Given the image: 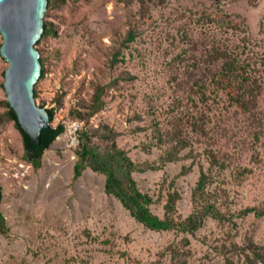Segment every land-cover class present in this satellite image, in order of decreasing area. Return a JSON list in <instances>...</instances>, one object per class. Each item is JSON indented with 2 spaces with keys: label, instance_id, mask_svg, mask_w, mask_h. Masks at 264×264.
<instances>
[{
  "label": "rangeland",
  "instance_id": "374dc122",
  "mask_svg": "<svg viewBox=\"0 0 264 264\" xmlns=\"http://www.w3.org/2000/svg\"><path fill=\"white\" fill-rule=\"evenodd\" d=\"M45 19L56 32L37 45L45 73L35 100L63 131L33 168L13 122H0L9 227L0 264H247V242L264 246V0H65ZM215 52L260 86L248 108L233 100L239 77L218 73L225 57ZM6 67L0 56V101ZM97 84L105 105L89 125L113 127L137 168L152 166L133 173L151 211L162 217L177 191L174 217L185 218L205 172L225 219L206 217L193 233L151 230L104 192L103 174L87 168L74 179L83 123L70 111Z\"/></svg>",
  "mask_w": 264,
  "mask_h": 264
},
{
  "label": "trees",
  "instance_id": "16d2710c",
  "mask_svg": "<svg viewBox=\"0 0 264 264\" xmlns=\"http://www.w3.org/2000/svg\"><path fill=\"white\" fill-rule=\"evenodd\" d=\"M64 2L65 0H47L46 3V10L43 16V30L40 38L35 43V47L39 52V61L41 65L39 78L43 77L45 73V60L37 45H39L43 38L53 36L56 32L54 24L46 20L45 17L47 16V11L53 6H59ZM131 34L132 33L129 34L130 40L132 39ZM220 55H224V53L215 52V57ZM224 57V63L221 65L218 73L224 78H227L229 83L232 79L237 80L239 77V93L233 97V100L242 108L246 109L248 108L249 100L246 99L245 96L253 100L260 86L251 81L249 74L239 73L235 58L229 59L226 54ZM222 81L223 79L217 80V82L221 84ZM252 83H255V86H253ZM105 88V85L97 84L89 103L80 105L78 108H74L70 111L73 118L83 123V125L76 130L78 143L75 149L76 160L73 164L74 179L81 176L82 172L87 168L103 174L104 192L118 199L131 217L151 230L165 231L177 229L193 233L204 224L206 217H212L216 220L225 219L224 214L216 206L215 199L211 201V199L206 196L205 189L210 180L208 174L205 172H201L196 181L192 192L194 209L185 218L176 219L174 217L176 201L179 198L177 191L168 193L163 205L164 212L162 217H159L151 211L150 205L153 203V200L149 194L139 190L133 173L136 170H144L152 166L137 168L127 151L118 146L117 137L119 133L113 127L105 123L96 127L89 125V119L104 108L105 101L103 95ZM201 93L203 95V92ZM33 94L34 98H36V83L33 86ZM0 105L4 108V111L0 114V122H13L22 138L24 159L31 164L33 168H39L44 150L63 131V125L57 124L56 126H51L42 130L39 144H34L29 135L25 133L18 124L15 114L10 110L5 99L0 101ZM38 105L42 106L41 104ZM47 111L52 120L53 110L47 109ZM214 162H217V160H214ZM1 198L2 186L0 184V201ZM250 209L251 208L244 209L241 213L244 214L250 211ZM8 231L9 227L5 217L0 212V233L6 235ZM246 248L249 249L252 254L251 257H246L247 264H264V246L255 244L249 240Z\"/></svg>",
  "mask_w": 264,
  "mask_h": 264
},
{
  "label": "water",
  "instance_id": "95a60500",
  "mask_svg": "<svg viewBox=\"0 0 264 264\" xmlns=\"http://www.w3.org/2000/svg\"><path fill=\"white\" fill-rule=\"evenodd\" d=\"M46 3L0 0V56L7 62L2 83L5 100L34 144H39L41 131L52 126L47 109L36 103L33 94L41 71L35 43L43 30Z\"/></svg>",
  "mask_w": 264,
  "mask_h": 264
}]
</instances>
